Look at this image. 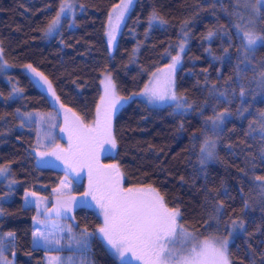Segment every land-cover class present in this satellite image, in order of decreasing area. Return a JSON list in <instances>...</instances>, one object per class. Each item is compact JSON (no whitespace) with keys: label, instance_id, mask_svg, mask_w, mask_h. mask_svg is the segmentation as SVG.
<instances>
[{"label":"trees","instance_id":"trees-1","mask_svg":"<svg viewBox=\"0 0 264 264\" xmlns=\"http://www.w3.org/2000/svg\"><path fill=\"white\" fill-rule=\"evenodd\" d=\"M120 1L75 0L78 6L74 15L62 18L58 32L48 35L43 29L55 16L60 0H0V43L10 66L0 73V166L8 169L0 177V232L15 233L14 239L3 237L0 264H47L49 251L33 244L37 209L25 205V193L51 199L65 173L73 177L78 189L87 170H69L56 156L41 157L45 148L37 143V123L27 122L23 114L55 111L59 117L58 140L69 141V133L61 129L65 115L71 121L72 114L65 113L64 108L71 109L85 126L93 125L101 78L106 72L121 95L143 90L152 73L178 54L185 21L189 35L177 71L176 92L186 97L193 109L181 114L174 103L153 106L135 97L115 116V147L107 145L101 159L109 165L118 164L125 185L158 189L169 207L179 208L184 218L181 222L200 238L227 237L233 264H264V188L254 179L264 176L260 128L264 123V89L258 87L251 70L264 60V46L257 49L251 64H240L238 74L239 40L233 27L238 22L235 13L246 21L250 7L246 0H136L112 54L107 40L108 19ZM154 11L167 22L164 27L149 28ZM221 25L231 35V47L223 33L211 41L204 39L209 30ZM209 48L211 51H206ZM222 48H229L230 62L214 58L224 55ZM29 64L49 79L59 97L57 105L23 69ZM241 85L246 91L243 98L239 96ZM13 88L22 91L12 93ZM242 107L248 111L241 115ZM225 109L231 115L213 133L204 120ZM202 130L216 140L215 157L203 165L199 162ZM69 148L59 147L65 151ZM13 180L16 183L9 187ZM221 201L223 208L218 213L216 205ZM73 218L77 234L81 227L93 230L102 223L97 212L87 207L76 209ZM232 219L242 221L243 228L228 236ZM74 247L67 253L75 252ZM80 256L92 264H124L98 237Z\"/></svg>","mask_w":264,"mask_h":264},{"label":"snow or ice","instance_id":"snow-or-ice-1","mask_svg":"<svg viewBox=\"0 0 264 264\" xmlns=\"http://www.w3.org/2000/svg\"><path fill=\"white\" fill-rule=\"evenodd\" d=\"M250 7L249 15L245 21V17L239 13L238 22L233 24L236 29L239 47L237 48L238 64L236 65L238 74L240 64H251L257 49L264 46V0H246ZM133 0H121L120 4L114 6L115 21L112 15L109 16L107 35L109 43L115 40V33L120 27V23L124 20L125 14L129 11ZM78 5L75 0H60L58 10L47 23L45 29L46 34H56L61 27L62 18H66L69 13L74 15L75 8ZM232 15V14H230ZM239 21H245L243 23ZM158 13L155 11L149 18V28L164 27L166 25ZM188 21L181 25V35L184 39L178 42L179 52L175 56H171V63L166 65L164 69H157L152 73L153 80L144 85L140 94L147 98L151 104L160 102H174L175 110L181 114L193 109V105L189 103L186 97L178 95L175 90L174 74L176 66L181 62V55L185 51V42L188 39L187 28ZM71 26V25H70ZM218 33L228 36L229 46H232V38L228 29L224 26H218L214 30H209L204 39L211 41ZM211 51V49H206ZM224 55L214 57L217 60L227 59L231 61L229 48H222ZM4 48L0 46V69H4L8 62L4 60ZM31 69L35 76L39 77L44 84L48 86V91L52 92V96L56 101L59 97L52 90L51 83L43 73L33 68L32 65H25ZM253 79L258 80V87L264 89V60L259 62V66H253ZM163 73V75H159ZM104 84V95L101 96V104L97 106V119L93 122V127L85 126L79 117L72 112L71 109L64 108L65 113H71L72 119L69 121L65 115V127L61 131L69 133L68 150H61L55 146L51 152H41L40 156H56L58 159L64 160L68 164L69 170L73 167L80 169L87 168L89 172V191L84 193L85 197H91V200L77 201L75 197L62 198V189H56L58 193L56 202L53 207L49 208L45 204L41 208L44 199L29 200V197L36 196L34 192L25 193L26 204L35 206L37 209V217L34 218L33 244L34 246L59 245L60 239H54L53 233L42 231L39 225H45L50 216L54 213L57 217L65 216L69 219L75 206L95 207L102 223L89 231L87 226L81 228L80 232L74 233L71 225L62 226L59 232L69 233L68 242L74 243L79 250L87 252L91 248V240L99 238L110 253L123 261L124 264H131V260L125 258L128 254L138 262V264H233L229 253V239L227 237L211 235L203 240L200 239L196 231H190L183 221V216L178 207H169L165 196L152 185L133 186L125 188L122 184V173L117 165H99L94 154V145L101 137L109 140L115 147V139L113 137V115L117 110V105L122 101L131 100L132 97H120L116 92V85L110 76H106L102 81ZM22 89L13 88L12 93L21 92ZM0 93V97H2ZM226 97V93H221ZM246 91L243 85L240 86L239 96L243 98ZM11 96V93H10ZM227 102V101H226ZM243 104V99H241ZM248 111L242 107L239 114ZM19 113V109L17 110ZM24 116L31 118L33 113H24ZM231 115L228 109L223 112L216 113L214 116L206 117L204 125L211 126L213 133H217L221 129L225 119ZM264 117V113L261 114ZM183 125L181 124V127ZM252 126L250 125V128ZM261 134L264 136V123H261ZM254 130V129H253ZM203 132V141L200 146L199 162L201 165L206 161L215 157L216 140L212 139L206 130ZM196 138L194 134V139ZM39 144V138L37 140ZM264 153V149L261 150ZM8 169L0 166V175H4ZM243 171V170H242ZM256 181L261 182L264 188V176L254 177ZM16 181H9V187ZM62 188L67 187L65 182H61ZM226 194V193H225ZM94 202V203H93ZM247 206V205H246ZM223 208V202L216 205V211L219 213ZM3 209L0 208V215ZM43 215L45 219H39ZM79 227V225H77ZM230 230L228 236H232L233 231L237 228H243V222L238 219L230 221ZM15 238L14 232H0V255H2L4 240L3 237ZM179 244L177 247L176 245ZM48 264H66L65 260L60 256H49ZM81 264H92L91 261L81 260ZM255 264V261H253Z\"/></svg>","mask_w":264,"mask_h":264},{"label":"rangeland","instance_id":"rangeland-1","mask_svg":"<svg viewBox=\"0 0 264 264\" xmlns=\"http://www.w3.org/2000/svg\"><path fill=\"white\" fill-rule=\"evenodd\" d=\"M135 1L136 0H133V4H134ZM120 2H118L116 5L120 4ZM133 4L130 6L129 11H130L131 7L133 6ZM116 5H114V6H116ZM114 6H113V8L111 9V12H110V15H112V17H113V21H115V13L113 12ZM129 11L125 14L124 20L120 23V27L115 33V40L112 43H109V37L107 35L109 49H110V52L112 54H114V52H115L120 32L122 30V27L124 25V22L126 20V17H127L128 13H129ZM108 30H109V26H108L107 32H108ZM186 45L187 44H185V48H186ZM0 46H2L1 43H0ZM183 53H179L181 55V62L176 66V71H175V74H174L175 90H176L177 71H178V69H179V67H180V65L182 63ZM3 58H4V56H3ZM4 60H5V58H4ZM171 62L172 61H170V63ZM9 67L10 66L7 65L4 69H0V73H2V71L3 72L7 71L9 69ZM23 69L31 76V78L34 80V82L37 84V86L48 96V98L50 99L51 103L54 106L57 105L55 98L52 96V92L48 91V86L46 84H44L43 81H41L39 77L35 76V74L32 73L31 69H28L25 66L23 67ZM158 69H164L165 71L167 70L166 69V65L163 66V67H160ZM159 75L162 76L163 73H160ZM106 76H110L111 79H112V76H111V74L109 72H106V73L103 74V76L101 78V96L104 95V84L102 83V81L105 80ZM153 79L154 78L151 77L150 80H153ZM48 81H49V79H48ZM51 87H52V90L55 92V89H54L52 84H51ZM142 91L143 90H141L139 92H135V93L129 94V95H121L116 90L117 95L120 96V97H129V96H131L132 99H134L135 97H139V98L147 101V98L145 96H143V95H133V94H140V93H142ZM55 95H56V92H55ZM101 96H100V98H101ZM131 100L122 101L120 104L117 105V110L115 111V113L113 115V122H114L115 116L120 111V109L124 105H126L128 102H130ZM169 103H174V102H160V103H157V104H151V103H149V104H151L153 106H164V105L169 104ZM100 104H101V101L99 100L98 105H100ZM29 113H33L34 114L33 117L28 118V117L25 116V119H26L27 122L34 121V122L37 123L39 145L41 147L45 148V149H43V152H51L55 146H58V147H60L61 145L62 146L67 145V147L70 146V145H68L69 141L66 140V139H63L61 136H60L61 139L66 140V142H64L63 140L62 141L58 140V139H60V138H58V135H57V126L59 124V117H58V115L56 114L55 111H51V112L34 111V112H29ZM93 126H94V124L93 125H89L87 127H93ZM64 127H65V125L63 126V128ZM67 135H68V132H67ZM110 144H111V142L109 140H107L105 137L99 138V140L95 143L93 150H94V154H95V156L97 158L96 161L98 162L99 165H102V166L103 165H109V164L104 163L101 158H102L103 154L106 153V151H107V145L111 146ZM37 161H38L39 164L43 165V162H41L40 157L37 158ZM110 165H117L118 166V164L116 162H112V164H110ZM118 169H119V166H118ZM83 172H86L85 173V177H84L85 181L83 182V184L81 183V185L78 186L79 187L78 189L74 188L75 187V183L73 181V177H71V175H69L68 173H65V175H64V177L62 179L63 181L62 180L61 181L65 182L67 187H63L62 188V184H60V187H59V189H62V198H66V197L71 196V197H75L77 201H81V200H89L90 201L91 200L90 196L89 197H85L83 195L84 193L89 191V172H88V169L83 171ZM2 176L3 175H0V177H2ZM122 184H123V186L125 188L136 186V185H133V186L125 185L123 183V177H122ZM83 186H85V189L83 188ZM70 190H72V192H70L68 194H65V192H69ZM54 192H55V194L57 196L58 193L56 191H54ZM36 196L29 197V200H40L41 198H46V197L38 195V194ZM51 203H52V199L46 198V199H44L43 203L41 204V208H43L45 204L47 205V207L51 208L52 206H49ZM79 207H83V206H75L73 208L72 213L74 214L75 210L78 209ZM91 209H94L96 211L95 207H92ZM97 214H98V212H97ZM52 215H55V214L53 213ZM40 219H42L41 216H40ZM52 221L48 222V224L51 226V228H50L52 230L51 233L54 234V232H56V230H57V232H58L57 235L59 236L60 244L59 245H47L46 246L48 251L51 253L49 256H60V257H62L65 260L66 264H81L80 261L82 260V257L80 256V254L84 255V252L81 251V253H77V251H79L78 246L75 248L74 247V245H75L74 243H69L68 242V237L70 235L69 233H67V232H59V229L62 226L71 225V227L73 229V232L76 233L75 232V228L72 225L71 219H69V218H67L65 216H61L59 219L58 218L54 219V221H53L54 223ZM88 230L92 231L90 229H88ZM66 234H68V235H66ZM53 238L54 239H58V238H55L54 236H53ZM200 239L203 240L205 238H200ZM176 246L178 247L179 244H177ZM72 247H74L76 249V251L75 252H71V253H67L66 250L70 249ZM54 249L55 250H61L62 249L63 251L57 253L56 251H53ZM55 252H56V254H55ZM125 259L126 260H131V264H138V262L135 260L134 257L131 256V254H128V256ZM7 264H10V262H7Z\"/></svg>","mask_w":264,"mask_h":264},{"label":"crops","instance_id":"crops-1","mask_svg":"<svg viewBox=\"0 0 264 264\" xmlns=\"http://www.w3.org/2000/svg\"><path fill=\"white\" fill-rule=\"evenodd\" d=\"M63 181V180H62ZM61 181V182H62ZM61 182H60V184H61ZM60 184L53 190V196H52V203L49 205V206H52L53 207V205L55 204V202H56V194H55V190L56 189H59V187H60ZM70 192H72V190H70L69 192H65V194H68V193H70ZM27 193V192H26ZM37 197V196H36ZM39 197V196H38ZM25 205H29V204H26V202H25ZM71 216L73 217L74 216V214L72 213L71 214ZM41 218L42 219H45V217L43 216V215H41ZM56 218H60V217H57L56 215H51L50 216V218L47 220V222H46V224L45 225H39V227L41 228V230L42 231H48V232H52V230L50 229L51 228V226L48 224V222H50V221H54V219H56ZM39 219H40V217H39ZM72 220H74V218H72L71 219V221ZM52 221V222H53ZM34 223H35V221H34ZM54 223V222H53ZM59 228V227H58ZM34 231H35V228H34ZM58 234V232H57V230H56V232H54V234H53V236L55 237V238H58L59 239V236L57 235ZM40 247H42V248H44V249H47V247L46 246H40ZM48 250V249H47ZM55 250V249H54ZM51 253L50 252H47L46 253V255H45V257H46V260H47V264H48V257H49V255H50ZM55 254H56V252H55Z\"/></svg>","mask_w":264,"mask_h":264}]
</instances>
